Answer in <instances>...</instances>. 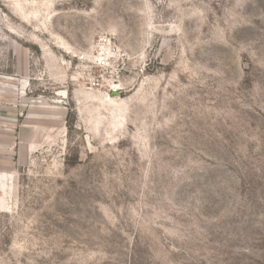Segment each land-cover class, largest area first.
Returning <instances> with one entry per match:
<instances>
[{"label": "rangeland", "instance_id": "obj_1", "mask_svg": "<svg viewBox=\"0 0 264 264\" xmlns=\"http://www.w3.org/2000/svg\"><path fill=\"white\" fill-rule=\"evenodd\" d=\"M0 264H264V0H0Z\"/></svg>", "mask_w": 264, "mask_h": 264}]
</instances>
